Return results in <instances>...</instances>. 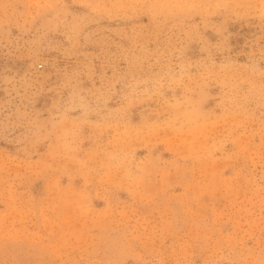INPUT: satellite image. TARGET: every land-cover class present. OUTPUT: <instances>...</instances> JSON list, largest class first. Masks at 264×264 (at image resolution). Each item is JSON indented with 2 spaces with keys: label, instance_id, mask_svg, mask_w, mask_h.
Returning <instances> with one entry per match:
<instances>
[{
  "label": "rangeland",
  "instance_id": "374dc122",
  "mask_svg": "<svg viewBox=\"0 0 264 264\" xmlns=\"http://www.w3.org/2000/svg\"><path fill=\"white\" fill-rule=\"evenodd\" d=\"M0 264H264V0H0Z\"/></svg>",
  "mask_w": 264,
  "mask_h": 264
}]
</instances>
